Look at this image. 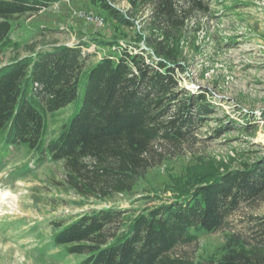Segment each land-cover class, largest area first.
I'll use <instances>...</instances> for the list:
<instances>
[{
  "label": "trees",
  "instance_id": "trees-1",
  "mask_svg": "<svg viewBox=\"0 0 264 264\" xmlns=\"http://www.w3.org/2000/svg\"><path fill=\"white\" fill-rule=\"evenodd\" d=\"M58 1L0 0V54L23 46L13 37L17 19ZM115 1L89 0L113 28L92 38L110 50L96 62L89 64L97 52H85L87 42L31 44V54L0 67V153L23 146L37 163L62 162L66 185L85 202L130 194L165 147L189 142L217 108L181 77L182 43L195 42L199 28L189 24L209 13V0H127V12ZM130 29L135 38L121 42ZM172 182V196L147 195L143 209L110 205L58 219L52 241L82 257L79 264H264V216L252 217L253 242L221 259L180 251L264 200V156L235 168L202 163Z\"/></svg>",
  "mask_w": 264,
  "mask_h": 264
},
{
  "label": "rangeland",
  "instance_id": "rangeland-1",
  "mask_svg": "<svg viewBox=\"0 0 264 264\" xmlns=\"http://www.w3.org/2000/svg\"><path fill=\"white\" fill-rule=\"evenodd\" d=\"M209 2V13L197 15L189 24L199 28L195 42L182 43L187 66L181 74L183 86L192 92L205 91L208 100L217 104L204 126L178 149L165 147L163 161L138 179L130 194L96 203L83 201L66 185L62 162L37 163L23 146L0 153V264H79L82 257L69 255L52 241L57 229L53 222L58 219L69 221L83 211L110 205L143 209L148 205L145 196H172L175 177L195 166L211 163L235 168L264 156V0ZM114 4L125 12L131 7L127 0ZM83 12L103 18L104 24L87 20ZM105 16L89 0H60L35 15L22 16L14 22L13 37L23 46L0 54V67L31 54V44L43 50L82 42L89 44L85 52H97L89 61L92 64L110 53L91 42L99 33L113 31ZM136 23L141 29V19ZM127 32L129 36L121 42L135 38V30ZM246 118L251 121L248 129ZM253 216H264V200L243 205L224 229L200 232L197 243L180 251L195 254L196 260L221 259L245 239L253 242L252 227L257 223Z\"/></svg>",
  "mask_w": 264,
  "mask_h": 264
},
{
  "label": "built area",
  "instance_id": "built-area-1",
  "mask_svg": "<svg viewBox=\"0 0 264 264\" xmlns=\"http://www.w3.org/2000/svg\"><path fill=\"white\" fill-rule=\"evenodd\" d=\"M81 15L83 17H85L87 20L93 21V22H95V23H97L99 25H103L104 24L103 18H100L99 16H96V15H94L92 13L83 12Z\"/></svg>",
  "mask_w": 264,
  "mask_h": 264
},
{
  "label": "bare ground",
  "instance_id": "bare-ground-1",
  "mask_svg": "<svg viewBox=\"0 0 264 264\" xmlns=\"http://www.w3.org/2000/svg\"><path fill=\"white\" fill-rule=\"evenodd\" d=\"M9 194H10V193H9L8 191H6L5 194H4V196H5V197H6V196L8 197Z\"/></svg>",
  "mask_w": 264,
  "mask_h": 264
}]
</instances>
